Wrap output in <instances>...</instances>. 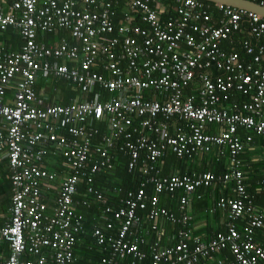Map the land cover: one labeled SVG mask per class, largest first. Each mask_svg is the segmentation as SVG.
I'll use <instances>...</instances> for the list:
<instances>
[{
  "label": "built area",
  "instance_id": "1",
  "mask_svg": "<svg viewBox=\"0 0 264 264\" xmlns=\"http://www.w3.org/2000/svg\"><path fill=\"white\" fill-rule=\"evenodd\" d=\"M212 6L200 0H0V32L11 29L21 42L19 49L0 45V154L9 160L13 185L10 218L0 226V247L8 254L5 260L0 254V264L73 263L85 232L73 208L77 185H91L95 174L113 169L117 143L128 170L139 165L154 193L148 196L141 184L120 208L104 209L105 228L115 221L118 231L94 229L95 244L108 254L99 264L145 258L139 248L144 239L131 229L137 209L151 207V219L189 226L191 198L200 200L197 190L216 181L235 194L215 205L226 211V231L201 241L189 239L187 227L170 246L155 242L150 264H264V244L254 239L255 231L264 232V215L247 193L240 162L253 136L264 138V18ZM244 29L253 39L243 43L248 61L221 48ZM59 31L78 45L38 40ZM42 76L69 82L84 100L46 104L35 88ZM92 122H103L106 132L98 135ZM214 149L229 161L220 177L156 170L168 154L191 159ZM50 156L71 174L47 215L41 185L57 177L42 168ZM175 191H181L179 216L159 207L158 196ZM244 218L248 225H238Z\"/></svg>",
  "mask_w": 264,
  "mask_h": 264
},
{
  "label": "trees",
  "instance_id": "2",
  "mask_svg": "<svg viewBox=\"0 0 264 264\" xmlns=\"http://www.w3.org/2000/svg\"><path fill=\"white\" fill-rule=\"evenodd\" d=\"M257 1L258 2H264V0H257ZM206 3H208V2H206ZM208 4H210L211 6L213 5L212 3H208ZM214 10L215 9L212 6V11L214 13V17H216V10L215 11ZM118 15H119V13H118ZM241 26L247 28L246 23H242ZM10 30L11 29H8L7 31L3 32L4 34L1 36V40H3L5 38V36H7V34H9L11 32ZM0 34H1V32H0ZM38 40L45 42V43H50V42L53 43L55 38L53 35H44V36H39ZM245 41L253 42V39L249 36L247 31L244 29L242 32L235 33L232 36H230V38L228 40L223 41L221 43V48L226 52L237 53L240 60L242 59L244 61H248L250 58H249V56H247L245 54V51L243 49V43ZM9 42L11 44L14 43L16 45L20 44L19 37L18 36L16 37L12 33L10 34ZM0 45H4L7 47V45L3 44V43H0ZM51 92H52V97L56 96V95L58 97H60V99H58V100H52L55 102V103L53 102L54 104H59V105H67L72 100H74L76 96H79V93L77 92V90L69 82H57L56 84H52ZM93 92L91 94H89L88 96L92 98ZM102 96L106 99L110 95L107 92H104ZM239 97L240 96H238V99H241V97L240 98ZM78 99H79V101H82V100H84V97L81 96ZM88 99H90V98H88ZM90 126H91V129L97 131L98 135H101V134L103 135L106 132V127L104 126L103 122H98V123L92 122L90 124ZM239 134H240L241 138L244 139L245 133L241 132ZM95 139H96L95 141L97 142V138H95ZM120 145H121L120 143H117V148L115 149V151H113L114 158H115L113 169H111L110 171L101 170L100 172L95 174L92 185H88L84 182V184L80 185L77 188V192L73 198L74 201H78V200H80V201L84 200V202H85V200L90 201V203H91L90 207L88 209L82 210V212L84 215L86 213L87 214L88 213H94L95 216H93V218H94L93 222H95V223L99 219L102 222L103 219L101 220L100 216L102 215L103 210L105 208H107V206L110 207L111 210H113V211H114V208H116V207L120 208L121 207V205H119L120 200L124 199L125 196L127 195V193L130 191L137 192L141 188V184L145 185L144 190L148 196H151L154 193L153 186L148 183V179L150 176L144 175L143 172L141 171L139 165L136 166V168L132 171L128 170L127 157H125L126 155H124L123 153H119V150H118ZM224 160L225 159H223V161ZM6 162H7V159H6ZM48 162L49 161H46L45 164H42L43 169H47L48 171H51L52 169L53 170L56 169V165L54 166V164L53 165L47 164ZM187 162H190V163L193 162L195 164H204V163L207 164L208 163L207 158H205V157L197 158V159L184 160V159H178L174 155L168 154L162 159L161 163H159V168L157 167V169H160L159 174L164 175V176L165 175L166 176L167 175H182L183 173H187V172L190 173V171L191 172L192 171L198 172L197 170H199V169L196 166H194L193 169H187L189 171L185 172L184 168H185ZM214 163L219 164L215 161H214ZM251 170H252V172H247L248 175H246L244 168H242V173H243L244 178L249 177V175H252V173L257 174V176L252 175L253 176L252 178L244 179L245 183L247 184L250 182L252 189L257 188L258 191H260L261 193H264V179L262 178V175H261V177L258 176L261 173L260 170L256 171L254 168H252ZM204 171H210L213 174H215L216 176L221 175L223 172L227 173L228 167H226V160L223 162L222 165L220 164V167L217 169L213 168L212 165L207 164L199 172H204ZM6 177H7V180L9 181V192H7L5 190V195H4L5 198L2 200V202L4 204L6 202H9V199L11 197V194H9L10 189H11L9 173H7V176H4V178H3L4 181H6L5 180ZM257 183H258V185H257ZM84 185L86 188L88 186H91L94 191L98 190L100 193H102L104 195V197L106 198V201L101 202V203H95V201L93 200V198L91 196H87L85 194ZM180 195H181L180 191H175L173 193V195H169V194L159 195L158 196L159 207H164L169 212L174 213L175 216H179L180 214H179L178 205H179ZM48 197H50V196H48ZM255 201L256 200H253L254 204H255ZM0 202H1V200H0ZM150 210H151V207L150 208L148 207L146 210H141V209L136 210L135 215L138 217L136 219V225L131 227L135 236H137V230H141V232L145 233V234L155 233L156 230H158L160 227H163L164 229L174 230V231L176 230L175 229L176 225L175 224L173 225V224L167 222L165 219H164L165 221L161 225L160 221H161V219L163 220V218H161V217L156 218V219H151L149 217ZM218 211H220V210H218ZM112 213L113 212H111L109 215L106 214L104 216H107L108 218L113 217ZM98 217H99V219H98ZM103 221H104L103 224L102 223L99 224L97 222L98 227H104V228H102V230H104L107 235H114L115 232L118 231V229H117L118 224L115 221H111V224L113 227H112V229H110L108 231L105 228L107 225V222L105 220H103ZM242 221H244L242 226L248 225L246 218H244ZM227 222H228V220H227ZM90 227H92V226H88V228H90ZM154 227H155V229H153ZM225 231H226V227L223 228L220 232H225ZM258 231L262 232L260 230H258ZM139 234L140 233L138 232V235ZM145 234H143L144 237H143V235H140L141 238L144 239V242L139 245L140 251L145 255V258H142V260L136 259V261H135L136 264H150V261L152 259L151 246L155 242H158L160 245H168L170 243L171 244L174 243V238L168 243V241L163 239V237L162 238L160 237V240L152 241L153 243H150L149 241L145 240ZM254 236H255V232H254ZM81 237L82 236L79 237L80 241H81ZM79 240L74 246V261L71 264L84 262L86 260H88L90 263H93V264H96V263L99 264L101 258L106 257L108 255L103 250L102 247H98L95 244L94 240L89 246H84L85 243L81 246V244L79 243ZM223 254L226 255L227 257H230L228 251L223 252ZM132 261H133V258L128 257V258H126L125 262L127 264L128 262H132Z\"/></svg>",
  "mask_w": 264,
  "mask_h": 264
},
{
  "label": "crops",
  "instance_id": "3",
  "mask_svg": "<svg viewBox=\"0 0 264 264\" xmlns=\"http://www.w3.org/2000/svg\"><path fill=\"white\" fill-rule=\"evenodd\" d=\"M11 32L9 34H7V36H5V38L3 40H1V36L4 34L1 32L0 34V43L6 44L8 48H12V49H19V45H16L14 43H10V34H14L16 37V33L12 30H10ZM64 31H59V32H54L53 35L55 40L50 43L47 44H53V47L55 46H59L61 44V41H66L68 43V45L72 46V45H78L77 41L74 39H71L69 34H67ZM60 36V37H59ZM71 64V63H70ZM57 83V82H56ZM55 81L49 77H43L39 78L37 80V84H36V93L39 96H43L44 98H47L48 102H51V104H54L55 102L52 100H58L60 99V97L53 96L52 97V92H51V87L52 84H56ZM13 90V89H12ZM12 90L9 92L10 98L12 96ZM81 97V95L78 96V98ZM57 98V99H56ZM54 102V103H53ZM57 103V102H56ZM1 125V122H0ZM216 131V130H215ZM255 137V138H254ZM253 142L251 143V145L246 146L244 151L241 153V157H240V162H241V170L242 168H244V171L246 172V175H248L247 172H252V168H254L256 171L260 170V174L258 176L264 179V138L259 137V136H253ZM225 152V151H224ZM217 154V150L214 149L213 152L209 155H207L205 158H207V164L208 165H212L213 168H219L220 164L222 165L223 162L226 160V167H228V158L226 156L227 159H225L223 161L222 158V162H218V155ZM48 157V156H47ZM47 160V159H46ZM46 160L43 162V164L46 163ZM219 163L216 164L214 163V161ZM48 161V160H47ZM57 162V164H56ZM161 163V162H160ZM47 164H51L54 166L56 165V169H52L50 172L54 173L57 177L55 178L54 181L52 182H45L41 185V190H42V200L45 201L46 203V214L47 215H51L54 211V202H55V197L57 195V192L62 184V182L70 176L71 171L62 167L61 164L59 163L58 159L54 158L53 156L49 157V162ZM206 163L204 164H195V163H190L187 162L186 166H185V172L189 171L187 169H193L194 166H196L199 170H197L198 172L201 171V169L203 167H205V165H207ZM157 167L159 168V164L157 165ZM157 172L160 171V169H157ZM191 172V171H190ZM196 172V171H192L191 173H195L200 175L201 173H206V172H210V171H204V172ZM7 173H9L8 171V165L6 162V157L2 154H0V226L4 225L8 220H9V207L11 205V198L9 199V202H6L5 204L2 202V200L5 198V190L7 192H9V181L7 180V177L5 178L6 181H4V176H7ZM188 173V172H187ZM212 173V172H211ZM225 172H223L221 175H223ZM185 174V173H183ZM215 175V174H214ZM216 176V177H220ZM253 176H257V174L252 173ZM249 175V177L247 178H252L253 176ZM166 176V175H165ZM170 176V175H167ZM251 176V177H250ZM246 177L244 179H247ZM250 180V179H249ZM8 182V183H7ZM86 183V182H85ZM245 183V181H244ZM84 184V181H80L77 185V188ZM87 184V183H86ZM246 184V183H245ZM250 182L246 184V190L247 193L252 197V200H256L255 201V207L257 209L258 212L262 213L264 215V193H261L260 191H258L257 188L252 189ZM92 185V184H91ZM258 185V183H257ZM85 187V185H84ZM91 187V186H88ZM85 187V194L87 196H91L93 198V200L95 201V203H101L106 201V198L104 197V195L102 193H100L98 190L94 191L92 189V193L88 192L89 188ZM92 188V187H91ZM231 185L226 187V186H222V184L219 181H216L215 183H213L211 188H204L199 192V195H201V199L200 200H196V196H193L191 198V202H190V206L188 208V213L191 216V221H190V225L189 226H185L183 224H178L177 222H170L167 220V222L171 223V224H175L176 225V230H170V229H164L163 227H160L158 230H156L155 233H142L141 230H137V237L141 238L140 235L145 234V240L149 241L150 243H153L152 241H156V240H160V237L165 240L168 241V243L174 238L176 239L177 235H179L182 231H185L187 229V227H189L188 229L190 230V233H192L191 235H189V239H193V237L200 239L201 241H208L215 233L220 232L223 228L226 227L227 224V216H226V211H218L219 209L216 210L215 205L216 203L220 200V199H227V198H231L233 197L235 194L230 190ZM11 194V189H10V193ZM50 196V197H48ZM100 197V199L98 198ZM4 204V205H3ZM90 201L88 200H78V201H74L73 204V208L75 210L76 215H80L82 216L83 220L81 223V227L84 228V234L81 237V241L79 240V243L81 244V246L84 244V246H89L94 238H93V231L95 228H104V227H98V223H102L103 224V220L102 222L100 221L99 217L95 222L93 216H95L94 213H86L85 215L83 214L82 210L84 209H88L90 207ZM120 205V203H119ZM107 208H110L107 206ZM118 207L114 208V211L117 209ZM111 209V208H110ZM104 211V210H103ZM100 217H103L102 215ZM165 220L161 219L160 224L162 225V223ZM98 222V223H97ZM244 223V221L240 220L237 224L242 226V224ZM165 224V223H164ZM94 225V226H93ZM88 226H92L90 228H88ZM107 230V229H106ZM138 232L140 233L138 235ZM144 237V235H143ZM255 241H257L260 244H264V232H259V231H255V236H254ZM189 242H191V240H188ZM151 245V244H150ZM172 245L171 243L168 245H162V246H170ZM7 247L5 245L0 247V254H2V260H5L7 258ZM126 259H124L123 261L118 262V264H126ZM132 262H128L127 264H131ZM76 264H93L90 263L88 260L84 261V262H79ZM97 264V263H96Z\"/></svg>",
  "mask_w": 264,
  "mask_h": 264
},
{
  "label": "water",
  "instance_id": "4",
  "mask_svg": "<svg viewBox=\"0 0 264 264\" xmlns=\"http://www.w3.org/2000/svg\"><path fill=\"white\" fill-rule=\"evenodd\" d=\"M212 4H220L238 10L252 12L264 18V7L249 0H203Z\"/></svg>",
  "mask_w": 264,
  "mask_h": 264
},
{
  "label": "bare ground",
  "instance_id": "5",
  "mask_svg": "<svg viewBox=\"0 0 264 264\" xmlns=\"http://www.w3.org/2000/svg\"><path fill=\"white\" fill-rule=\"evenodd\" d=\"M200 1H202V2H206V1H203V0H200ZM208 3H210V2H208ZM210 12H211V14H212V17L214 18V13L210 10ZM45 102H46V104H51V102H48L47 101V98H45ZM217 150V149H216ZM213 152V151H212ZM211 152V153H212ZM211 153H209V154H211ZM209 154H207V155H209ZM207 155H204V156H202V157H206ZM217 155V154H216ZM176 157V156H175ZM202 157H199V158H202ZM177 158V157H176ZM222 158L223 159H227L226 158V156L225 155H223L222 157H220L219 159H217V161L218 162H220L221 160H222ZM6 159H7V165H8V171H9V175H10V177H9V179H10V185H11V205H10V207H9V211L11 210V208H12V197H13V185H12V179H11V176H12V173H11V170H10V165H9V160H8V158L6 157ZM179 159V158H178ZM184 160H190V159H186V158H183ZM191 159H197V157H195V158H191ZM228 160V159H227ZM227 165H229V161H228V164ZM159 173V172H158ZM209 173H211V172H209ZM185 174H191V172L189 173H185ZM211 174H213V173H211ZM225 174V173H224ZM223 174V175H224ZM160 175V174H159ZM182 175H184V174H182ZM214 175V174H213ZM164 176V175H163ZM178 176H181V175H178ZM222 176V175H221ZM202 189H199V190H197V192H196V194H198L200 191H201ZM181 192V191H180Z\"/></svg>",
  "mask_w": 264,
  "mask_h": 264
},
{
  "label": "clouds",
  "instance_id": "6",
  "mask_svg": "<svg viewBox=\"0 0 264 264\" xmlns=\"http://www.w3.org/2000/svg\"><path fill=\"white\" fill-rule=\"evenodd\" d=\"M73 198H74V196H73ZM42 201H43V200H42ZM43 202H44V201H43ZM9 218H10V215H9ZM8 221H9V220H8ZM8 221H7L5 224H7V223H8ZM5 224H4V225H5ZM1 226H2V225H1Z\"/></svg>",
  "mask_w": 264,
  "mask_h": 264
}]
</instances>
